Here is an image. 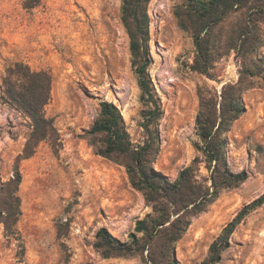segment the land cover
Returning a JSON list of instances; mask_svg holds the SVG:
<instances>
[{
	"label": "rangeland",
	"instance_id": "rangeland-1",
	"mask_svg": "<svg viewBox=\"0 0 264 264\" xmlns=\"http://www.w3.org/2000/svg\"><path fill=\"white\" fill-rule=\"evenodd\" d=\"M121 6L122 0H0V92L16 61L48 70L52 93L45 112L56 129L54 138L41 141L19 162V237L7 236L0 223V264H143L141 255L106 258L95 247L101 227L127 240L137 220L152 212L125 163L100 155L88 134L101 101L109 100L122 111L134 145L147 138L146 106ZM149 14V71L163 109L150 162L174 181L197 156L203 158L196 130L199 89L221 92L224 84L239 80L244 62L232 50L210 74L194 70L193 33L181 26L185 0H151ZM257 57L264 58V44ZM254 81L244 94L246 111L226 134L225 146L230 169L247 170L249 177L192 218L176 244L179 264H202L225 226L264 193V76ZM31 131V119L0 100V200ZM209 175L201 162L197 177ZM217 264H264V204L239 224Z\"/></svg>",
	"mask_w": 264,
	"mask_h": 264
},
{
	"label": "trees",
	"instance_id": "trees-1",
	"mask_svg": "<svg viewBox=\"0 0 264 264\" xmlns=\"http://www.w3.org/2000/svg\"><path fill=\"white\" fill-rule=\"evenodd\" d=\"M150 2L122 0L121 6L122 21L130 37L132 67L146 106L143 114L146 141L134 145L122 111L109 100L101 101L99 116L88 134L95 138L92 141L100 155L125 163L133 186L143 191L152 212L137 220L127 240L101 227L95 247L106 258L141 255L143 264H179L176 244L188 230L192 218L206 210L223 190L238 187L249 177L247 170L230 169L225 155L226 134L245 113L244 94L255 86L254 78L264 76V58L257 57L264 44V0H185V21L181 17V26L193 33L196 57L192 68L210 74L216 61L232 50L244 66L239 80L224 84L221 92L199 89L196 130L201 139L197 147L203 158L197 156L174 181L155 170L150 162L159 142L158 123L163 115L149 71L152 63ZM235 14L241 16L237 21L231 19ZM228 21L231 25L225 32ZM51 93L50 72L32 69L23 61L10 65L1 83V102L23 111L32 121V131L14 175L1 188L0 223L9 237H19L18 222L22 213L19 190L23 180L19 162L32 156L41 141L54 138L56 133L53 119L45 112ZM201 162L210 171L204 180L197 177ZM263 204L264 193L246 204L225 226L202 264L219 263L223 252L230 247L236 228Z\"/></svg>",
	"mask_w": 264,
	"mask_h": 264
}]
</instances>
